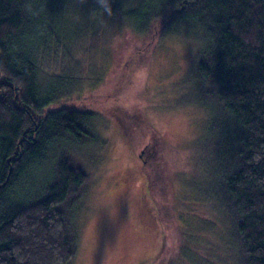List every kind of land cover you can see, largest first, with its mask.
Segmentation results:
<instances>
[{"label":"trees","instance_id":"1","mask_svg":"<svg viewBox=\"0 0 264 264\" xmlns=\"http://www.w3.org/2000/svg\"><path fill=\"white\" fill-rule=\"evenodd\" d=\"M135 1L132 11L124 3L116 15L89 0L86 12L88 24L111 18L122 25L125 16L130 20L144 9L134 16L140 28L131 33L148 41L123 61L117 90L149 70L155 35L176 30L174 25L203 32L194 103L209 109L212 127L202 172L230 226L236 263L264 264V0ZM68 3L0 0V264H72L77 254L73 215L90 175L75 148L94 142L96 134L88 123L91 113L49 111L67 86L66 71L44 70L59 54L64 60L76 38L63 18ZM115 107L128 141L145 150L150 196L153 188L164 198L170 177L161 175L169 169L161 150L169 149L170 157L177 150L160 141L142 115Z\"/></svg>","mask_w":264,"mask_h":264},{"label":"rangeland","instance_id":"2","mask_svg":"<svg viewBox=\"0 0 264 264\" xmlns=\"http://www.w3.org/2000/svg\"><path fill=\"white\" fill-rule=\"evenodd\" d=\"M69 1L63 18L72 23L76 38L68 56L61 60L59 54L58 61L46 62L44 70L66 71L63 84L67 86L49 111L91 113L88 123L96 134L94 142L75 148L90 182L73 215L79 239L72 264H237L230 226L214 197L212 182L202 172L207 164L203 147L210 143L212 127L209 109L194 103L201 88L195 64L206 49L203 32L174 25L176 30L155 35L149 70L138 74L130 87L117 90L123 61L148 41L146 35L131 33V28H140L134 16L144 9L134 11L130 20L125 16L122 25L111 18L88 24L89 0ZM137 2L93 0L95 8L104 4L116 15L124 3L132 11ZM154 30L159 33L163 27L158 24ZM115 106L142 115L160 141L177 150L174 157L167 154L169 149L161 150L165 152L161 162L169 166L161 175L165 181L170 177L171 186L164 198L153 188L151 196L143 188L141 150L122 132ZM181 185L188 188L186 192L182 193ZM105 211L116 223L107 239L102 229Z\"/></svg>","mask_w":264,"mask_h":264},{"label":"snow or ice","instance_id":"3","mask_svg":"<svg viewBox=\"0 0 264 264\" xmlns=\"http://www.w3.org/2000/svg\"><path fill=\"white\" fill-rule=\"evenodd\" d=\"M114 2H116V0H114ZM115 228H116V223L113 221L110 214L107 211H105L103 214V222H102L104 238L107 239L108 237H110L113 234ZM102 254H103V248L101 249V255Z\"/></svg>","mask_w":264,"mask_h":264},{"label":"flooded vegetation","instance_id":"4","mask_svg":"<svg viewBox=\"0 0 264 264\" xmlns=\"http://www.w3.org/2000/svg\"><path fill=\"white\" fill-rule=\"evenodd\" d=\"M139 158H140V161H141V166L139 167V171L142 173L143 177L145 178V185H144L143 188H145L146 193L147 192L150 193V189H149L150 178L143 171V167L147 163V161L145 160L146 159V155H145V150L144 149L141 150V153L139 154Z\"/></svg>","mask_w":264,"mask_h":264}]
</instances>
